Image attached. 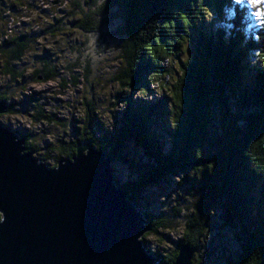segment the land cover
<instances>
[{"label":"trees","instance_id":"1","mask_svg":"<svg viewBox=\"0 0 264 264\" xmlns=\"http://www.w3.org/2000/svg\"><path fill=\"white\" fill-rule=\"evenodd\" d=\"M69 5V14L77 17L73 29L86 37L117 42L115 50L127 63L128 68L115 76L124 90L118 99L124 102L125 127L97 140L91 132L94 120L88 115L90 124L87 120L75 141L65 143L59 153L72 158L78 142L92 140L113 162L132 170L130 184L117 186L126 189L135 203L140 192L156 186L167 174H184L182 181L192 183L199 195L177 249L161 257L160 264H172L184 243L194 252L199 240L211 232L216 217L241 235L238 252L227 257L225 264H264V11L255 12L256 7L247 6L245 0H71ZM3 37V77L19 82L23 73L14 65L36 39L27 33L8 37L1 33ZM184 49L194 53L180 61L178 54ZM173 58L181 72L171 98L143 102L141 98L154 96L151 85L169 80L171 71L163 69V63L170 64ZM80 67L87 81L88 60ZM33 74L41 75L43 82L59 77L47 61H41ZM249 74L251 84L245 79ZM134 96L136 103L130 100ZM8 100L0 93V101ZM37 109L29 115L33 123L54 120H48L41 107ZM7 113L18 112L8 106ZM213 120L217 127L212 126ZM151 126L166 132L167 141L154 134L155 128L149 133ZM24 140L26 151L35 152L29 139ZM128 140L141 141L145 147L147 161L138 167L122 155ZM143 216L152 225L149 232H156L159 223Z\"/></svg>","mask_w":264,"mask_h":264},{"label":"rangeland","instance_id":"2","mask_svg":"<svg viewBox=\"0 0 264 264\" xmlns=\"http://www.w3.org/2000/svg\"><path fill=\"white\" fill-rule=\"evenodd\" d=\"M70 1L0 0V36L1 33H5L7 37L27 33L36 39L30 51L14 65L17 71L23 73L19 82L3 77L0 60V93L9 99L5 102L6 105L18 112L15 115L6 113L0 116V124L20 139H29V144L35 150L31 152L33 157L39 161L44 157L43 162L49 168H54L59 160L67 158L59 151L66 148L65 143L75 141L78 130L84 128L88 115L90 120H94L91 132L97 140L102 137L110 138L124 126V102L118 99V93L124 90L115 82V76L128 68L127 63L115 50L117 42L105 37H86L73 29L72 24L77 17L69 14ZM245 1L247 6L256 7L255 12L264 11V0ZM254 10H251V14ZM101 33L106 34V31L102 30ZM3 39L4 37L0 40ZM193 53V49H184L178 54V58L185 61ZM77 58L80 59L75 64ZM85 60L90 64L87 81L84 80V71L80 67ZM41 61L50 62L56 67L58 79L43 82L41 75L33 74L41 68ZM170 61V64L163 63V69L171 71L169 80L165 78L164 81L159 80L157 84L151 85L149 91L154 93V98L143 97V102L153 103L164 96L171 98L172 87L181 70L175 58ZM77 64L78 67L74 66ZM245 79L252 83L250 74ZM130 100L136 103L135 96ZM38 106L45 112L48 120L54 119L56 122L51 120L49 123H33L29 115H34ZM213 121L212 126L217 127V121ZM87 124H90L89 120ZM135 124L140 128L137 119ZM153 130L154 134L163 135L162 140L167 141L166 132L152 126L148 132L152 133ZM128 132L133 134L131 130ZM157 142L162 143L159 139ZM122 151V155L134 166L138 167V164L142 165L147 161L141 141L128 140ZM111 167L118 185H129L134 179L127 164L113 162ZM183 177L181 171L167 174L156 186L147 187L140 192L136 203L131 201L139 212L159 223L160 227L156 232L144 235L143 242L146 251L157 259L168 257L177 249L199 195V192L193 191L192 183L182 181ZM222 223L218 217L215 218L211 232L196 244L192 264H225L227 257L238 252V238L241 235ZM163 224L167 228H162Z\"/></svg>","mask_w":264,"mask_h":264},{"label":"water","instance_id":"3","mask_svg":"<svg viewBox=\"0 0 264 264\" xmlns=\"http://www.w3.org/2000/svg\"><path fill=\"white\" fill-rule=\"evenodd\" d=\"M7 110L0 101V116ZM112 163L84 140L49 168L0 124V264H160L142 240L152 225ZM193 253L182 244L172 264H190Z\"/></svg>","mask_w":264,"mask_h":264},{"label":"snow or ice","instance_id":"4","mask_svg":"<svg viewBox=\"0 0 264 264\" xmlns=\"http://www.w3.org/2000/svg\"><path fill=\"white\" fill-rule=\"evenodd\" d=\"M250 2H254V0H250Z\"/></svg>","mask_w":264,"mask_h":264}]
</instances>
